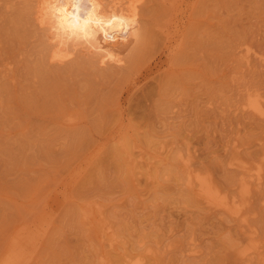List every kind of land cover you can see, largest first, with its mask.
<instances>
[{"label": "rangeland", "instance_id": "obj_1", "mask_svg": "<svg viewBox=\"0 0 264 264\" xmlns=\"http://www.w3.org/2000/svg\"><path fill=\"white\" fill-rule=\"evenodd\" d=\"M137 1L116 69L0 0V264H264V0Z\"/></svg>", "mask_w": 264, "mask_h": 264}, {"label": "bare ground", "instance_id": "obj_2", "mask_svg": "<svg viewBox=\"0 0 264 264\" xmlns=\"http://www.w3.org/2000/svg\"><path fill=\"white\" fill-rule=\"evenodd\" d=\"M32 2L35 10L34 18L37 22L36 26H38L40 29L46 32V37L49 46L48 48L49 50L47 51H50V57L53 59V61H56L57 63L58 62L64 63L71 56H73V53L77 48H85L86 50L85 49L83 50L87 51V53L89 51L92 52L93 54H96L99 58L98 63H100L101 65L102 64L106 66L112 65L115 68L116 67L120 68L124 64L126 65L125 61L131 59L130 58L131 56H129V59L125 60L128 57V53L129 52L131 53L132 47L135 41H137L139 37L138 29L140 25V15H139L140 1L137 0H119V1L118 0H32ZM27 13L30 14L31 10H28L26 14ZM31 15L33 16V14ZM79 50L82 51V49ZM75 53H77V51ZM133 60L131 61L134 64L135 61ZM131 61H128L130 62V66L132 65ZM127 64L129 65V63ZM125 65L123 68H125ZM260 100L257 96L250 97L247 100L246 108L249 109L254 114H256L257 116H264V107L261 104L262 102H260ZM188 184L195 186L198 193L197 195L200 196L202 199H204L211 206L230 210L235 215L239 213L240 208H232L229 205L226 198L221 195L219 190L213 186V184L209 179L201 176H196L195 179L194 177H190ZM249 231L251 233V230ZM21 238L16 237L15 244L16 243L19 244L20 242L19 240ZM22 243L23 242H21V244ZM250 247L255 249L256 246L254 247L253 245L252 247L251 245ZM244 249H247V247ZM256 249L253 250L252 252L253 253L254 251L256 252ZM249 250L247 251L251 252ZM14 251L17 250L14 249ZM258 253L259 256L261 255L262 252L261 253L258 252ZM254 254L257 255V253ZM17 257H19V254L16 256V259H18ZM28 259H30V257L27 258V261ZM134 259L136 260L133 261ZM128 263L143 264V262L140 259H137L136 257H134L132 260H129L127 264Z\"/></svg>", "mask_w": 264, "mask_h": 264}]
</instances>
